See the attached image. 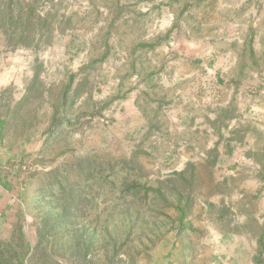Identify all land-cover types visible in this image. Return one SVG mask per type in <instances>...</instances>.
Segmentation results:
<instances>
[{"label": "rangeland", "instance_id": "1", "mask_svg": "<svg viewBox=\"0 0 264 264\" xmlns=\"http://www.w3.org/2000/svg\"><path fill=\"white\" fill-rule=\"evenodd\" d=\"M19 226L35 264H264V0H0Z\"/></svg>", "mask_w": 264, "mask_h": 264}, {"label": "trees", "instance_id": "2", "mask_svg": "<svg viewBox=\"0 0 264 264\" xmlns=\"http://www.w3.org/2000/svg\"><path fill=\"white\" fill-rule=\"evenodd\" d=\"M110 178H112V176L106 177V180H109ZM111 184H114V181ZM122 186H123V190L126 189L127 192L125 193L121 192V197H119L118 201L120 202V204H125L126 206L127 205L130 206V204L134 203V200L138 199V195H139L138 187L133 182L131 186L126 185V183L123 182ZM69 190L71 193H73L74 191L73 188L70 187ZM144 193L147 194L146 196H148L149 193H152L153 196H159V197L163 196L162 195L163 192L162 189L160 188V185H157L156 190L154 191L148 190V191H144ZM81 195L82 194L77 193L76 198H80ZM147 200L148 199H145V201ZM52 201L53 199H50V202L54 204ZM181 214L186 215L185 211H181ZM145 215L146 213L144 211L139 210V212L136 213V220L139 219L145 220ZM49 218H50V214H48L46 218L42 221L44 227L47 226ZM71 218H72L71 212L69 213V211L67 212L66 210H63V216L58 217L56 219L59 222L58 225H61L59 226L58 229L64 235H66L69 230L68 226L64 222H66V220H70ZM54 228L56 229L57 227L54 226ZM55 229H53V231H55ZM58 229L56 230V232L58 231ZM139 242H140L139 246L142 247L143 250H148V248L150 247L147 243L144 242V240L142 241V239H139ZM113 243L115 245L119 244L117 243V241H114ZM122 244L124 245L125 243ZM145 245L147 246V248L145 247ZM30 247H31L30 244L26 240V235L23 231V228L19 226L11 234L9 238L4 240L0 238V264H35L31 260L33 254L30 251L31 250ZM116 248H118V250L120 249L119 247Z\"/></svg>", "mask_w": 264, "mask_h": 264}, {"label": "built area", "instance_id": "3", "mask_svg": "<svg viewBox=\"0 0 264 264\" xmlns=\"http://www.w3.org/2000/svg\"><path fill=\"white\" fill-rule=\"evenodd\" d=\"M24 169H25V167H24Z\"/></svg>", "mask_w": 264, "mask_h": 264}]
</instances>
